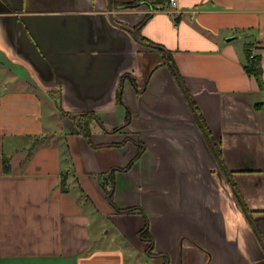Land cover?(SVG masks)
Here are the masks:
<instances>
[{"label":"crops","instance_id":"crops-1","mask_svg":"<svg viewBox=\"0 0 264 264\" xmlns=\"http://www.w3.org/2000/svg\"><path fill=\"white\" fill-rule=\"evenodd\" d=\"M58 1L0 0V264H261L264 0ZM70 109L103 115L92 143Z\"/></svg>","mask_w":264,"mask_h":264},{"label":"trees","instance_id":"trees-1","mask_svg":"<svg viewBox=\"0 0 264 264\" xmlns=\"http://www.w3.org/2000/svg\"><path fill=\"white\" fill-rule=\"evenodd\" d=\"M139 27L137 26V30L139 31ZM159 50H163L160 46H157ZM246 54H247V62L245 64V70L247 73L251 75H255V77L258 78L261 86L263 87V81H262V64H261V56L259 54H255L252 56L251 47H246ZM120 97V92H119ZM120 99V98H119ZM263 104V103H261ZM67 115L73 120L75 125L78 127L79 132L84 135L86 138L89 139V141L92 143V140L90 138V135L87 134L88 126L87 121H90L92 117H95L96 114L93 112H65ZM141 145V144H139ZM142 149L143 146H140ZM71 170L66 171L62 176V183H61V189L68 190V179L70 177ZM97 181L99 182L101 188L104 190L105 195L107 197V200L111 204V206L116 210V212L121 213H132L133 211H136L137 207H126L121 208L117 206L115 200H114V190H115V174L114 171L112 172H105L100 173L96 176ZM80 199L85 204L91 203V199L89 196L80 189ZM139 237L144 240L145 242H148L149 246L147 247V253L151 256H153V249H154V241L153 237L150 232V226H149V220L146 221L145 226L139 231ZM165 261L168 262V255H164Z\"/></svg>","mask_w":264,"mask_h":264},{"label":"water","instance_id":"water-1","mask_svg":"<svg viewBox=\"0 0 264 264\" xmlns=\"http://www.w3.org/2000/svg\"><path fill=\"white\" fill-rule=\"evenodd\" d=\"M57 3H59L58 0H57ZM110 11H112V5H110ZM109 19H110V24H111V23L114 24L117 28L123 30L125 33H131V34L135 37V39H136L137 41L141 42L142 44H148V43H145V42H143V41H141V40L139 39V37H138V35H137V32H136V30H135L133 27H130V26L124 24V23H119V22H117V21L114 19L113 13L110 14ZM23 33L26 34V29L24 30V25H23ZM26 35H27V34H26ZM66 111H68V112H87V111H89V110L86 109V110L77 111V110H71V109H70V110H66ZM240 203H241V207H242V209H243V210L246 212V214L249 216L250 213H249V211H247V208H246V206H245V203L243 202L242 199H241ZM253 220H254L256 223H257V222L259 223L260 218H259V217H254ZM252 226H253V229H254V231H255V233H256L255 236H256L257 239L259 240V245L262 247V248H261V251H262V249H263V251H262V254H263V255L261 256L260 263H261V264H264V237L262 236V234H260V232H258V229H257V226H256L255 223H253ZM260 227H261V226H260Z\"/></svg>","mask_w":264,"mask_h":264},{"label":"rangeland","instance_id":"rangeland-1","mask_svg":"<svg viewBox=\"0 0 264 264\" xmlns=\"http://www.w3.org/2000/svg\"><path fill=\"white\" fill-rule=\"evenodd\" d=\"M251 52H252V56H254L255 52H254V50L252 48H251ZM97 115H102V114L101 113H97ZM102 119L104 120V117H102ZM102 119H99V120H102ZM72 122H73V120H72ZM94 122L95 121H93V123ZM93 123H92V125H93ZM132 137H134L136 140L138 139L136 136H132ZM122 138H123L122 140H124L126 137L122 136ZM134 188H136V187H135V185H134V183H133L131 178L125 180L124 182L120 181L119 178L116 179V191H115V194H114V200H115L116 204H118V206H124V207L125 206H129V201L128 200L130 199L129 197H130L132 191L135 190ZM136 192H137V190H136ZM123 214L127 215V214H130V213H123Z\"/></svg>","mask_w":264,"mask_h":264},{"label":"built area","instance_id":"built-area-1","mask_svg":"<svg viewBox=\"0 0 264 264\" xmlns=\"http://www.w3.org/2000/svg\"><path fill=\"white\" fill-rule=\"evenodd\" d=\"M169 2V6H170V9H172V11H175L177 12L179 10V7H178V0H168ZM150 6V5H149ZM160 4L159 3H154V5L151 6V9L154 11V10H159L160 9Z\"/></svg>","mask_w":264,"mask_h":264},{"label":"flooded vegetation","instance_id":"flooded-vegetation-1","mask_svg":"<svg viewBox=\"0 0 264 264\" xmlns=\"http://www.w3.org/2000/svg\"><path fill=\"white\" fill-rule=\"evenodd\" d=\"M126 78H129V79H131V80H133V78L130 76V75H126ZM120 100L122 101V99H121V97H120ZM122 103V102H121ZM127 111H129V110H127ZM65 115H67V113H64ZM91 119H100L97 115L95 116V117H92ZM91 121V120H90ZM90 121H87V126H88V131H87V134L88 135H90L91 136V134H90V129H89V123H90ZM101 120H99V122H100ZM91 138V137H90ZM126 139H130V137H127ZM127 141H129V140H127ZM250 218V217H249Z\"/></svg>","mask_w":264,"mask_h":264}]
</instances>
